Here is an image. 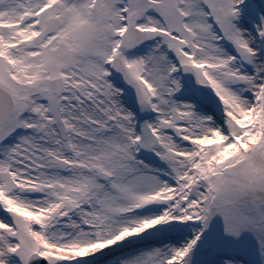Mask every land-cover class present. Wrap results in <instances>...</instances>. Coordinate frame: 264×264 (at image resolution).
<instances>
[{
    "label": "snow or ice",
    "instance_id": "6c2138e0",
    "mask_svg": "<svg viewBox=\"0 0 264 264\" xmlns=\"http://www.w3.org/2000/svg\"><path fill=\"white\" fill-rule=\"evenodd\" d=\"M0 264H264V0H0Z\"/></svg>",
    "mask_w": 264,
    "mask_h": 264
}]
</instances>
